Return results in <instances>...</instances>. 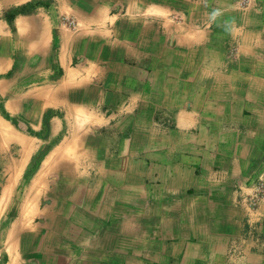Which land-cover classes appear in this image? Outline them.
Returning <instances> with one entry per match:
<instances>
[{
  "label": "crops",
  "instance_id": "obj_1",
  "mask_svg": "<svg viewBox=\"0 0 264 264\" xmlns=\"http://www.w3.org/2000/svg\"><path fill=\"white\" fill-rule=\"evenodd\" d=\"M236 1L0 0V96L55 90V71L56 110L89 119L88 174L49 190L37 264H264V190L246 201L264 179V0Z\"/></svg>",
  "mask_w": 264,
  "mask_h": 264
},
{
  "label": "rangeland",
  "instance_id": "obj_2",
  "mask_svg": "<svg viewBox=\"0 0 264 264\" xmlns=\"http://www.w3.org/2000/svg\"><path fill=\"white\" fill-rule=\"evenodd\" d=\"M236 2L240 7H245L249 0ZM44 8L52 10L48 6ZM60 21L66 31L81 32L85 28L83 23L68 15L62 16ZM24 69L12 70L11 77L14 74L18 81L23 79V75L29 78L31 72ZM46 75L47 82H55V71ZM53 82L48 87L52 85L56 90V86H53L56 83ZM4 84L6 82L0 84V89ZM31 86L27 81L22 86H12L8 92L3 88L4 94L0 96V122L17 132V135L10 136V141L0 135V264L39 262L35 260L42 252L38 238L41 234V211L49 201V190L56 182L58 184V179L63 180L66 175L73 177V174L79 177L88 174L89 169L88 152L83 149L84 144L87 145L82 137L89 131L87 112L81 115L82 112L74 111V116L67 111L68 108L63 117L64 111L56 110L57 103L53 102L52 91L55 90L43 92L41 87ZM40 98L49 100L41 102ZM70 109L73 108L70 106ZM78 116H85L87 121L79 120ZM81 138L84 143L80 142ZM75 140L79 142L76 154L69 149ZM263 190L262 178L253 193L252 205H255ZM27 242L28 250H25ZM24 255H28V262Z\"/></svg>",
  "mask_w": 264,
  "mask_h": 264
},
{
  "label": "bare ground",
  "instance_id": "obj_3",
  "mask_svg": "<svg viewBox=\"0 0 264 264\" xmlns=\"http://www.w3.org/2000/svg\"><path fill=\"white\" fill-rule=\"evenodd\" d=\"M80 119L79 120H86V117L85 116H78ZM5 121V120H4ZM87 121V120H86ZM0 126H1V128H0V134L2 135V136H4V138H6V140H11V138H10V136H12L13 134H15V135H17L15 132H14V130L8 125V127L6 126V123L5 124H3L2 122H0ZM21 143V142H20ZM27 148H28V146H27ZM32 149V148H31ZM31 153V152H30ZM48 161V160H47ZM47 164V163H46ZM44 165H45V163H44ZM45 167V166H44ZM41 173V172H40ZM43 173V172H42ZM41 175V174H40ZM40 180V179H39ZM33 189V188H32Z\"/></svg>",
  "mask_w": 264,
  "mask_h": 264
},
{
  "label": "built area",
  "instance_id": "obj_4",
  "mask_svg": "<svg viewBox=\"0 0 264 264\" xmlns=\"http://www.w3.org/2000/svg\"><path fill=\"white\" fill-rule=\"evenodd\" d=\"M71 24H74L73 22H71ZM255 196V195H254ZM254 199V197H250L249 198V200H250V204H254V202L253 201H251V200H253Z\"/></svg>",
  "mask_w": 264,
  "mask_h": 264
}]
</instances>
